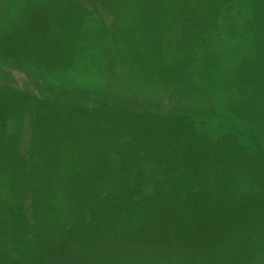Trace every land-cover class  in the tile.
Returning <instances> with one entry per match:
<instances>
[{"label": "rangeland", "instance_id": "rangeland-1", "mask_svg": "<svg viewBox=\"0 0 264 264\" xmlns=\"http://www.w3.org/2000/svg\"><path fill=\"white\" fill-rule=\"evenodd\" d=\"M6 1L0 264H264V0Z\"/></svg>", "mask_w": 264, "mask_h": 264}, {"label": "trees", "instance_id": "trees-1", "mask_svg": "<svg viewBox=\"0 0 264 264\" xmlns=\"http://www.w3.org/2000/svg\"><path fill=\"white\" fill-rule=\"evenodd\" d=\"M10 4H11V0H7V1L5 2V4H3V5H5L6 8H7V6L10 5ZM5 12H6V14L8 13V11H5ZM55 37H56V34H55ZM73 45H74V44H73ZM71 46H72V44H71ZM71 50L74 51L73 48H71ZM58 52H59L60 54H58L57 56H58V57H61V58H62V54H63V56L65 57L67 54H71V53H72V52H65V50L63 51V50H62V46H61V48L58 50ZM0 55L3 56V57L6 59L7 56H8V52H7V51H3V50L0 49ZM59 64H60L61 67L64 68L65 65H64L63 63H59ZM77 84H81V85H80L81 87H86V85H85L86 83H77Z\"/></svg>", "mask_w": 264, "mask_h": 264}]
</instances>
